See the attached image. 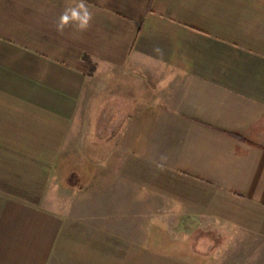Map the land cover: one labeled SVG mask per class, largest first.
<instances>
[{"label": "crops", "instance_id": "crops-1", "mask_svg": "<svg viewBox=\"0 0 264 264\" xmlns=\"http://www.w3.org/2000/svg\"><path fill=\"white\" fill-rule=\"evenodd\" d=\"M78 2L0 0V120L9 104L15 120L23 108L70 118L88 77H143V116L155 103L151 117L190 125L181 139L201 157L226 156L215 166L227 167V191L263 213L264 0H85L87 30L57 31ZM139 198L118 212V197L72 210L0 189V264H264L263 237L249 242L248 228H230L218 261L212 244L161 245L153 202Z\"/></svg>", "mask_w": 264, "mask_h": 264}, {"label": "rangeland", "instance_id": "rangeland-1", "mask_svg": "<svg viewBox=\"0 0 264 264\" xmlns=\"http://www.w3.org/2000/svg\"><path fill=\"white\" fill-rule=\"evenodd\" d=\"M147 89L143 77L108 72L87 78L70 118L23 108L15 120L9 104V121L0 120V189L72 210L106 206V198L118 197V212L136 206L131 199L147 197L139 199L153 202V235L160 231L161 245L198 251L212 244L217 261L227 259L231 227L248 228V241L254 233L264 241V211L234 198L227 191V167L215 166L227 157L197 155L180 135L192 127L175 116L151 117L159 110L155 103L143 116L139 100Z\"/></svg>", "mask_w": 264, "mask_h": 264}, {"label": "clouds", "instance_id": "clouds-1", "mask_svg": "<svg viewBox=\"0 0 264 264\" xmlns=\"http://www.w3.org/2000/svg\"><path fill=\"white\" fill-rule=\"evenodd\" d=\"M92 20V14L88 10L85 0H79L74 7L66 8L57 23V31L62 32L69 25L79 31L87 30Z\"/></svg>", "mask_w": 264, "mask_h": 264}]
</instances>
